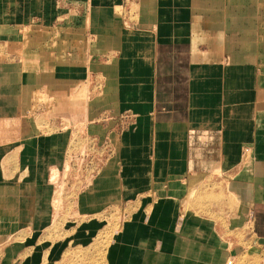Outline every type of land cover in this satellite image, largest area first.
<instances>
[{"label":"crops","instance_id":"1","mask_svg":"<svg viewBox=\"0 0 264 264\" xmlns=\"http://www.w3.org/2000/svg\"><path fill=\"white\" fill-rule=\"evenodd\" d=\"M53 172L106 264H264V0H0V264L60 256Z\"/></svg>","mask_w":264,"mask_h":264},{"label":"rangeland","instance_id":"2","mask_svg":"<svg viewBox=\"0 0 264 264\" xmlns=\"http://www.w3.org/2000/svg\"><path fill=\"white\" fill-rule=\"evenodd\" d=\"M31 46L32 45L29 44L26 49H29V47ZM39 102H41V100ZM74 136L76 137V139L79 138L77 134H75ZM72 151H74V149H72ZM85 151L86 150L81 148L79 150V153H85ZM82 161L80 160V164L82 163ZM65 169L68 171V163H66ZM52 175L54 177L53 180L58 181V187L54 197V224L58 225L57 237L60 239L62 237V243H60L62 244V246L65 244V247L63 248V250H61L60 256H56L57 258L55 259L51 256L46 255V251L44 252V256H41L40 258L30 257L31 259H28L29 263L27 262V264H106V248L108 247L113 232L119 227V221L121 220V218H116L113 213H109L104 217L110 222H107L105 224L91 225L87 237L85 238L87 241L83 239V243H80L76 242V240H70L65 243V237L68 238L70 234L68 235L67 232L64 233L62 226H59V223L63 222L66 219V215L65 217L61 216V211H63L61 209L63 208V205L65 203L64 197L67 196L65 194L66 191L68 189H72V191L68 193L69 198L73 197V195L75 194V187L73 183L74 181L72 178L66 179L63 175V172H61V174L53 172ZM70 182L71 184L73 183V188L70 184L69 186H66ZM66 214L68 215V212H66ZM59 241L60 240H58V243ZM60 246L61 245H59V247ZM58 252L59 248L57 247L56 254H59ZM229 264H260V257L258 255L253 256V258L250 256H242L237 259L231 260Z\"/></svg>","mask_w":264,"mask_h":264},{"label":"bare ground","instance_id":"3","mask_svg":"<svg viewBox=\"0 0 264 264\" xmlns=\"http://www.w3.org/2000/svg\"><path fill=\"white\" fill-rule=\"evenodd\" d=\"M123 245V244H122ZM122 247V246H121ZM118 260V259H117Z\"/></svg>","mask_w":264,"mask_h":264}]
</instances>
